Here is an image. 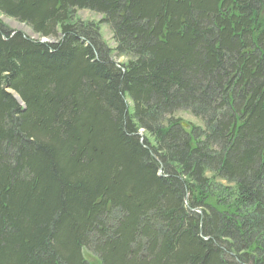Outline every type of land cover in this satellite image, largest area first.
Listing matches in <instances>:
<instances>
[{
    "label": "trees",
    "instance_id": "obj_1",
    "mask_svg": "<svg viewBox=\"0 0 264 264\" xmlns=\"http://www.w3.org/2000/svg\"><path fill=\"white\" fill-rule=\"evenodd\" d=\"M0 16V264H264V0Z\"/></svg>",
    "mask_w": 264,
    "mask_h": 264
},
{
    "label": "rangeland",
    "instance_id": "obj_2",
    "mask_svg": "<svg viewBox=\"0 0 264 264\" xmlns=\"http://www.w3.org/2000/svg\"><path fill=\"white\" fill-rule=\"evenodd\" d=\"M74 17H75L74 18L75 20H78L80 22L96 24L99 28V33L101 34V38L103 41L106 42L107 47H110V48L115 47V43L112 40L111 30L109 29V27L105 23L100 24V22L102 21L101 15L90 12L88 10H77L75 12ZM0 22L8 30H10L12 32H21L22 34H24L25 36H27L31 40H37V37L34 36L24 24L18 22L17 20H14L12 18H8L5 16H0ZM40 41L41 42H47L46 39H41ZM114 60L116 63H121V64H125L127 62L125 57H121V58L115 57ZM11 94L18 102H20V100L16 94H14V93H11ZM178 117L181 118V120L183 121L184 124H187V125L191 124V125L199 126V127L201 126L199 121H197L195 118H193L189 114H180V115H178ZM142 134H143V132L141 131L140 136H142ZM148 138H149V136H148ZM83 257L87 261V263H89V264H100L99 260L94 255H92L91 253L87 252L86 250L83 251Z\"/></svg>",
    "mask_w": 264,
    "mask_h": 264
},
{
    "label": "bare ground",
    "instance_id": "obj_3",
    "mask_svg": "<svg viewBox=\"0 0 264 264\" xmlns=\"http://www.w3.org/2000/svg\"><path fill=\"white\" fill-rule=\"evenodd\" d=\"M182 126L184 127V128H188V125L187 124H182Z\"/></svg>",
    "mask_w": 264,
    "mask_h": 264
}]
</instances>
